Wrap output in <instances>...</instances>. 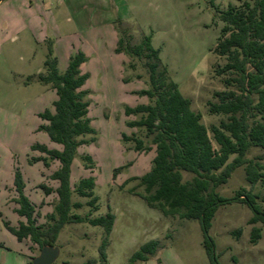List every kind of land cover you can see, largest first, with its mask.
Wrapping results in <instances>:
<instances>
[{
	"label": "rangeland",
	"instance_id": "rangeland-1",
	"mask_svg": "<svg viewBox=\"0 0 264 264\" xmlns=\"http://www.w3.org/2000/svg\"><path fill=\"white\" fill-rule=\"evenodd\" d=\"M2 0L0 2V264H31L38 246L29 239L18 240L5 224L17 227L25 221L16 213L21 194L35 209L36 221L46 226L57 196L46 194L43 186L54 190L58 181L52 174L59 162L32 146L45 145L61 150L51 142L39 116L53 112L56 94L41 84L37 75L44 72V61L52 50L59 71L63 72L78 51L86 61L80 71L87 75L82 91L88 103L87 115L92 132L77 137L80 144L71 163L70 184L74 190L81 179L92 178L96 209L89 198L74 191L71 203H79L71 214L99 218L111 213L114 227L108 236V264H127L130 257L148 241L157 250L146 261L133 264H210L202 244L197 220L164 216L149 207L135 193H144L139 177L152 167L155 146L143 128L128 126L140 118L125 115L126 107L149 103L140 94L149 89L145 59L125 53L127 46L139 44L143 36L159 51L161 63L178 85L191 110L201 115L215 147L211 126L226 120L211 114L208 102L224 91L225 75L217 71L226 58L216 52L224 23L220 13L238 0ZM121 41V42H120ZM123 49L117 51V49ZM142 141L140 151L134 141ZM247 158L264 163V151L252 147ZM192 175L183 173V179ZM20 181V183H19ZM244 188L254 193L264 209V181L250 185L243 167H237L215 191L230 198ZM251 210L242 203L220 206L211 222L209 235L219 264H264V225L249 224ZM253 227L260 238L251 243ZM240 230L239 234L236 231ZM105 237L100 226L86 222L67 223L55 242L60 255L54 264L99 262V247Z\"/></svg>",
	"mask_w": 264,
	"mask_h": 264
},
{
	"label": "trees",
	"instance_id": "trees-1",
	"mask_svg": "<svg viewBox=\"0 0 264 264\" xmlns=\"http://www.w3.org/2000/svg\"><path fill=\"white\" fill-rule=\"evenodd\" d=\"M238 1L241 2L239 6L229 5L220 13L224 25L216 52L226 58V63L217 73L226 76L223 80L226 89L213 94L217 102H208L211 114L226 117L210 128L217 147L213 145L208 129L201 124V115L191 110L190 101L182 96L178 85L171 80L161 63L159 51L151 45V37L143 36L139 44L134 47L128 45L125 50L127 54L146 60L150 85L149 89L140 92L148 97V104L125 108L126 116L140 114L138 120L127 124L143 128L155 146L152 167L139 177L138 186L143 187L144 193H135V188L129 192L140 196L149 207L158 209L164 216L197 220L210 264H219L209 229L220 206L245 204L253 214L248 223L264 225V209L257 205L254 193L241 188L226 198L215 191L226 183L237 167L244 168L250 185L264 181V163L260 159L247 158L252 147L264 151V0ZM122 50L120 47L117 49ZM85 61V55L78 51L61 72L49 49L44 72L36 78L52 88L56 100L53 101V112L45 110L39 116L47 122L41 130L47 133L51 142L60 145L61 150L40 144L32 148L59 162L58 170L51 176L58 181V186L54 190L43 186L45 193L54 192L57 200L53 212L46 216V226L38 224L34 207L20 192L19 181L18 208L15 211L25 221L19 222L17 227L5 226L18 240L29 239L37 245L38 251L44 245L55 246L60 230L67 223L86 222L100 226L105 237L99 247V262L108 264L106 246L115 216L108 213L91 219L71 214L73 207L80 206L79 203H71L73 191L80 197L89 198L88 205L97 208L92 178L81 179L74 190L70 184L72 160L77 147L85 142L77 140V137L92 132L86 117V92L81 90L87 79V75L80 71ZM124 140L134 141L136 151L143 147L137 138L124 137ZM183 173L191 174V179L184 180ZM239 233L240 230L236 231ZM259 238L260 229L253 227L251 243H256ZM157 247L155 241L144 243L127 264L146 261ZM85 264H97V260H89Z\"/></svg>",
	"mask_w": 264,
	"mask_h": 264
},
{
	"label": "water",
	"instance_id": "water-1",
	"mask_svg": "<svg viewBox=\"0 0 264 264\" xmlns=\"http://www.w3.org/2000/svg\"><path fill=\"white\" fill-rule=\"evenodd\" d=\"M60 255L57 246L44 245L32 259L31 264H54Z\"/></svg>",
	"mask_w": 264,
	"mask_h": 264
},
{
	"label": "crops",
	"instance_id": "crops-1",
	"mask_svg": "<svg viewBox=\"0 0 264 264\" xmlns=\"http://www.w3.org/2000/svg\"><path fill=\"white\" fill-rule=\"evenodd\" d=\"M2 0H0V2H1ZM32 3V0L30 1V4ZM21 222H24V221H21ZM113 227H114V224H113ZM113 230V229H112ZM112 232V231H111Z\"/></svg>",
	"mask_w": 264,
	"mask_h": 264
}]
</instances>
